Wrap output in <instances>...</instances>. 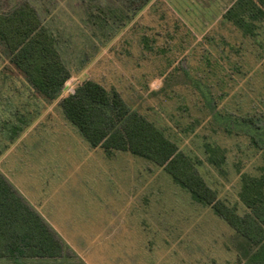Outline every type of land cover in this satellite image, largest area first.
I'll list each match as a JSON object with an SVG mask.
<instances>
[{
    "label": "rangeland",
    "instance_id": "obj_1",
    "mask_svg": "<svg viewBox=\"0 0 264 264\" xmlns=\"http://www.w3.org/2000/svg\"><path fill=\"white\" fill-rule=\"evenodd\" d=\"M25 1L38 8L55 33L71 69L60 96L88 79L116 87L134 109L167 127L181 148L199 155L210 184L245 212L241 175L264 174V57L258 58L255 45L222 21L236 0H160L165 4L147 7L124 28L119 20L102 26L89 17L99 7L126 8L125 0H0V11ZM176 21L183 27L176 29ZM232 47H241V55ZM229 52L232 59L225 58ZM205 55L218 59L219 66L208 64ZM19 70L0 42V92L10 91L11 82L5 86L4 80L20 77ZM20 88L18 112L1 126L10 132L18 121L34 117L40 129L45 124L56 130L45 135L62 143L33 153L35 159L27 162L35 167L22 184L53 205L43 215L66 252L60 258L3 259L0 264H240L256 249L211 207L195 202L162 167L130 152L111 155L92 148L70 122L53 128L61 118L67 120L58 115L57 99L44 117L43 101L30 96L25 82ZM228 117L242 121V127ZM248 118L256 125L247 126L243 119ZM205 142L221 146L222 173L206 161ZM49 154L53 163L41 166Z\"/></svg>",
    "mask_w": 264,
    "mask_h": 264
},
{
    "label": "trees",
    "instance_id": "obj_2",
    "mask_svg": "<svg viewBox=\"0 0 264 264\" xmlns=\"http://www.w3.org/2000/svg\"><path fill=\"white\" fill-rule=\"evenodd\" d=\"M125 1L126 8L99 7L98 13L90 11L89 19L94 24L98 19L102 26L110 19L119 20L120 27L124 28L147 7L165 4L160 0ZM222 21L231 24L245 40L255 45L258 58L264 57V0H236L223 14ZM180 25L176 21V29L183 27ZM144 40L149 47V40ZM0 42L6 46L11 61L40 95L51 101L60 96L72 76L71 69L62 55L57 36L45 24L34 4L25 1L8 12L0 11ZM232 48L241 55V47ZM233 56L229 52L225 58L232 59ZM205 59L212 64L210 56L205 55ZM219 62L216 59L213 64L219 66ZM59 104L92 148H103L109 154L130 152L162 167L195 202L211 207L252 248H256L240 264H264V174L241 175L239 197L246 209L241 212L239 205L221 197L220 191L201 172L205 161L196 153L181 148L167 127L159 126L134 109L116 87L109 89L88 79L63 97ZM184 107L188 109L186 105ZM248 119H243L247 126L256 125V120ZM228 120L236 123V128L242 127V121L231 117ZM189 127L191 130L192 126ZM223 129L233 132V129ZM253 138L254 144L261 148L257 136ZM211 143L203 144L206 161L222 173L226 156L219 144ZM65 252V245L55 230L0 172V258L19 262L26 258H60Z\"/></svg>",
    "mask_w": 264,
    "mask_h": 264
},
{
    "label": "crops",
    "instance_id": "obj_3",
    "mask_svg": "<svg viewBox=\"0 0 264 264\" xmlns=\"http://www.w3.org/2000/svg\"><path fill=\"white\" fill-rule=\"evenodd\" d=\"M18 73L20 77L4 80L5 86L9 84V83L7 84L6 82H11L10 91L5 89L2 92H0V172L13 185V187L17 190V192L23 198H25V200H27V202L34 209H36L45 218V220L48 223H50L48 218L43 214L52 212L51 207L53 205H51L50 201L47 203V205L42 203L43 201L37 198L38 195L35 193L34 187L33 186H31V188L26 187L25 189L23 187L24 184H22V181L26 180V178L28 177V173L32 171L35 167L33 164L34 161H32L31 163L27 162V160L35 159L36 155L33 153H35L36 151H40L41 149L48 150L49 148L51 149L57 148L58 147L57 143H62V142H56V143H53L52 141L50 142L47 139V136L45 134L46 133L50 134L52 133L53 130H51L50 127L46 126L45 124H42L43 125L41 126L42 129H40L38 125L40 121L38 120L35 121L34 117L30 121L28 120V121H25L24 123H23V120H22V123L18 121V123H16L17 125L13 126L14 130L12 127L10 129L11 130L10 132H7V129H4V127L1 125L6 122L5 118L8 117V115L13 117L18 112L15 108H16V105H18L19 102H21V98H22L21 91L22 90L20 87H21L22 82H25L28 85L30 91L33 93V94H30L32 98L40 99L45 104V108H43V112H42V115L44 117L50 113L48 108H50V105L56 99L53 101L47 100V98L40 95L35 90L31 82L23 75L22 72H20V70ZM63 97L65 96H59L57 98V102H60V100ZM59 107H60V104H59ZM60 108L57 111L58 115L60 117L61 116L64 117L65 115L63 111H61L62 109ZM37 116H39V114H36L35 117ZM69 122L70 121L68 119L65 120V118H61V122L60 123L57 122L58 126H55L53 128L59 127L58 129H60V126L61 127L65 125L69 126ZM74 129L79 131L75 126H74ZM5 133L12 134V136L7 135ZM49 156H50V159L45 158L44 160H42L44 161V163L41 166L45 165L46 163L50 161L53 163L54 161L52 159L53 156L50 154ZM57 161L60 162L59 158ZM3 259H7V258H0V260H3Z\"/></svg>",
    "mask_w": 264,
    "mask_h": 264
}]
</instances>
